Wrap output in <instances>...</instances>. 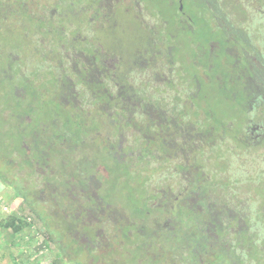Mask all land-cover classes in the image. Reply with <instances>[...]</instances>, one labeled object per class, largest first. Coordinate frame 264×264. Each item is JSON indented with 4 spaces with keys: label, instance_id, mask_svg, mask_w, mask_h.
<instances>
[{
    "label": "flooded vegetation",
    "instance_id": "af4514ba",
    "mask_svg": "<svg viewBox=\"0 0 264 264\" xmlns=\"http://www.w3.org/2000/svg\"><path fill=\"white\" fill-rule=\"evenodd\" d=\"M236 1L235 4L242 7H240V12L232 10L230 3L226 0H198V2H203L205 8H208L212 22H215L222 35L220 38H216L214 35L208 36L204 44L196 45L195 53L191 59L188 57L189 60H186L185 54L178 55L175 50L172 51L169 47L164 46L163 49H158L153 45L151 56L146 57L145 62H142L143 65L146 64L142 71L139 69L141 62L139 58L132 60V67L139 74L131 73V77L136 79L132 83L130 93L119 91V89L110 93L105 86L102 88L103 96L98 93L93 94L99 96L93 97L99 103H104L96 108L94 106L96 114L106 116L108 125L114 127L111 133H105L106 143L109 146L103 147L105 156L113 162L112 170L115 167L121 168L119 165L125 162L126 169L142 175L141 186H145L144 192L146 205H149L148 209L151 206L156 208L154 211L160 210L159 212H171V214L178 211L179 215L188 221L183 227L184 229H181L186 233L182 234L180 240H184L186 243L190 242L196 247L188 252L180 253L181 257L169 260L171 264H189L191 260L199 262V264H207L209 261L222 264L229 260L236 264H252L255 262V256L251 254V241L248 240V237L252 238L255 235V229L263 230L264 228L263 199L259 198V192L253 187V183L259 182L260 189L264 190V61L260 57L264 55V43L260 41L259 32L253 24L254 19L256 25L262 24V4L259 3V0ZM140 2H138V10L135 15L145 26H149L152 17L146 14V10L140 5ZM241 9L246 14V16H242V21L240 18ZM20 10H25V6L22 5ZM103 13H106L104 7ZM179 13L185 18L188 17L181 6ZM70 15L75 18V21H69L68 33L74 29L73 39L78 40L77 45L83 43L84 48H91L86 42L87 32L80 30L81 25L76 20L75 14L70 13ZM81 22L84 23V21ZM43 23L45 24V22L40 24L43 25ZM39 27L37 26L34 32ZM45 29L46 34L52 33L46 25ZM79 52L83 53L84 51ZM33 53L36 55L39 52L34 50ZM76 53L78 52L76 51ZM220 54V57H229V67L233 68L232 81H229L227 72L221 64L218 66L214 60ZM90 57L92 60H88L89 58L78 60L76 70L80 72L78 62L86 63V66L90 68L92 67L91 63L95 62L96 68H102L99 73L105 76V80L108 79L110 70L115 67L114 63L108 59V52H101V56L94 53ZM40 58H43L44 63L47 56L43 55ZM238 61L239 69H243L244 86L249 90L247 91L249 98L244 102L243 108L245 109L241 115L242 129L235 131L233 122L237 118L225 117V121H222L223 117L214 111L207 93L202 91L204 82H201L197 76L201 74L205 80L207 78L216 80L212 82L218 83L216 85L220 89L225 84L233 83L235 79H238L239 69L234 66ZM126 65L127 62L124 66ZM44 67L43 72L38 71L36 74H44V78L48 80L47 74L50 73L47 72V63ZM190 69L194 70L190 73ZM213 69L214 71H212ZM91 71L95 70L91 68ZM111 74L114 75V73ZM58 76L60 79L57 77L56 80H59L60 83L57 84H61L62 77ZM99 76L94 77L96 79H91V81L94 79L92 82L90 81L91 86L98 83ZM124 77L125 79L129 78L128 76ZM41 78L43 80V76ZM48 83L51 85L50 80ZM142 84H146L148 91L142 92L144 90ZM31 85L33 82L30 83ZM26 93L24 92V94ZM119 93H123L121 97H119ZM54 94L58 95V93ZM66 94L72 95L74 100H77L76 106L70 108L75 113L85 110L81 104L87 98L89 99L88 104L91 106L96 103L92 99L90 100V97H78L76 90L74 93L67 92ZM237 94L234 88L225 93V99L229 102L231 110L240 108ZM153 95L157 98L155 106L144 105L143 101L141 106L140 100L144 99V96ZM116 96L123 100L118 108L111 102L116 100ZM257 97L258 101H256ZM37 100L34 103H37ZM113 106L115 107L114 111H112ZM239 112L240 110L236 111L234 115ZM112 113L117 117V120L113 122L111 119L110 123L109 116ZM148 116L153 131L152 141H149V136L142 131L143 127L149 123ZM124 117L128 119V123H123ZM78 119L77 117L73 119L77 125ZM89 120L90 118L88 120L86 118L85 123ZM119 121L121 124L118 123ZM26 128L27 126H25ZM76 128L74 126V129ZM231 128L232 131L237 132V135L229 132ZM83 130L86 129H80V131ZM26 132L30 133L31 130ZM22 137L24 138V151L23 153L20 151L16 156L22 158L21 164H28L31 167V163L40 162L39 157L43 158V211H46V215L64 211L66 198L64 192H60V187L67 179L64 176L66 174L64 163L66 162L65 159L60 158L67 154L66 151L72 152L73 146H67L65 150L63 146L58 145L59 141H56V147L51 146L52 152L56 154V157L52 159L53 163L60 165V169L56 174L53 171L49 174L48 165H45L44 148L38 150L36 143L34 146L36 148L31 150L29 147L32 146L33 141H30L26 146L25 139L28 137L24 135ZM41 141L40 144L43 147L47 143L50 144V142L45 143L47 140H42V138ZM75 143L76 140L73 144L75 145ZM96 151L98 152V149ZM52 160L49 161V165L52 164ZM78 161L77 159L72 166V188L77 193L72 194V199L74 200L76 194V202L73 204L76 205L75 217L84 227L80 235L83 241L92 239L96 242L100 241L103 249L107 248L106 251H109L111 261L113 260L115 263L121 250L128 252L131 249L136 252L135 243L130 241L133 237L131 234L145 232V223L152 235L164 234L167 242L172 241L171 238H175L170 232L175 228L172 221H170L169 229L166 224L161 228L156 217L145 220L149 217L148 212L144 219H141V224H138L131 211L112 202L106 192H102L101 185L107 182L104 173L101 172L103 177H97L100 180H97L101 186L99 189L98 183L95 181L93 183H96L95 186L92 189L88 188L91 186L89 184L91 175L83 173L88 171L93 164L91 162L89 165L86 159H83L82 162ZM115 176L120 177L117 171ZM116 183H118L116 179L112 180L111 190H115ZM46 187H49L48 195L45 193ZM64 190L67 189L64 187ZM48 205H50L49 209L45 207ZM110 205H114L113 212L109 209L110 212L117 214L113 217L109 215L110 218L104 221L109 226L108 230L102 228L105 232L101 234L100 228L97 229L95 225L100 222V214L105 215ZM92 214L95 225L85 226L87 223L85 219ZM190 216L191 218H188ZM90 230L88 235H84ZM109 230L114 232L113 236H107ZM259 231L264 236V231ZM111 239L113 240L111 241ZM114 241L117 242L116 247H112L111 242L114 243ZM203 244H206L204 248H202ZM220 245L227 247L224 254L219 249ZM113 249L119 251L115 253ZM140 253L139 258H141ZM141 264L157 263L141 261Z\"/></svg>",
    "mask_w": 264,
    "mask_h": 264
},
{
    "label": "rangeland",
    "instance_id": "374dc122",
    "mask_svg": "<svg viewBox=\"0 0 264 264\" xmlns=\"http://www.w3.org/2000/svg\"><path fill=\"white\" fill-rule=\"evenodd\" d=\"M110 1L111 0H6V6L15 8L20 4L19 2H22L26 9L29 8V11L32 10L31 12L36 13L37 17H43V22H45V24L43 23V39L38 36V31L33 32L35 34V43L32 42L29 32H22L21 28L18 27L19 25L11 21V18L5 17L3 10H0V138L2 139V142L0 139V174L8 180L7 183L2 178L0 179V264L123 263L121 260H116L115 263L113 260L107 261V257L110 258V255L109 251H106L108 253L106 256L101 254L103 250H107V248L103 249V245L92 251V256H89L84 250L78 249L80 241H82L81 238L75 243H70L68 238L63 236L64 232L62 226L64 223L60 226L59 222L53 224L49 221L45 213L46 211H43V158H41L42 160H40V162L35 164H33L34 162L31 163V167H29L28 164H21L22 158L16 157L21 150L19 147L13 148L15 147L14 141L17 139L15 138L16 128L22 129V134L28 137L25 139L27 142L26 146L31 141L33 133L37 134L42 140H47L45 143L53 140L59 141L58 145L63 146L65 150L67 146L72 145V152L66 151L67 154H64L63 157L60 158L65 159V173L66 170L70 171L67 168H72L73 163L76 162L77 159L80 162L86 159L89 165H91L92 162L93 165H91L90 169L83 173L84 175H91V179L89 180L91 186L88 188L92 189L96 184H93L94 181H100L98 178L103 177L104 175L102 173H104L107 182L101 185L102 187L99 186L97 182L98 189L101 187L102 192H106L112 202L123 206L127 211H131L133 217L137 219L138 224H141V219H144L148 212L147 215L149 217L145 218V220L156 217L161 228L166 224L167 229H169L171 227L170 221L175 224L174 230L170 232L175 236V241H181L179 248L177 246L171 247L172 243L175 241L167 242L165 238L166 235L164 234V236L162 234H156V236H154V234L152 235L147 232L135 233V236H133L130 241L141 249L142 252L140 256L144 262L151 263L152 261L157 264L165 262L164 264H167L172 258L181 257V255H179L180 253L184 251L188 252L196 247L190 242L186 243V241L180 240L182 234L186 233V231L181 229L185 227L188 221L181 217L178 211L171 214V212H154L146 209L147 201L145 199V188L141 186L143 179L141 174L126 169L125 162L119 165L121 168L115 167L112 170L113 162L105 156V151L103 150V147L109 146V144L106 143L105 133H111L114 129L113 126L108 125L109 122L107 117L98 116L99 114H96L93 109L94 104L92 106L88 104V98L81 104L86 111L80 110L75 113L73 110L72 112L70 106L75 107L77 100H74L72 95L66 94L70 91L66 92L64 89H59L60 87L57 83L60 82L59 80H55L53 75L47 74L48 80L51 82V85H49L48 80L44 78V74L41 75L40 73L36 74V72H32L33 70H37L40 66L39 59L37 58L38 56L43 57V55H46L47 58L45 61L47 65L54 64L55 61H60V57H53L54 54H51L53 53L52 47L55 44L53 41L54 34H46L45 29L46 25L51 31L55 33L59 32L57 25L53 23L54 20H52L56 15L61 16V18L56 19L57 22L66 23L67 21L74 22L75 18L72 17L70 13L75 14L76 20L81 25L80 30L86 31L88 34V44L93 53L101 56L102 51H107L109 54L108 59L113 62L114 65H118L119 76L123 72L125 62L131 61L134 56L135 58H137L138 55L150 57L153 45L158 49H163L164 46H166V48L169 47L172 51L175 50L178 55L185 54L186 60H189L195 53L196 45L204 44L208 36L214 35V37L220 38L222 35L221 30L217 28L215 22H212L208 14L210 13L208 8H205L203 2H198V0H113L111 4ZM126 1L128 2L126 3ZM139 1H141L140 5L146 10V14L152 17L149 26H145L135 15L138 10ZM226 1L230 3L232 10L240 12L241 6L239 7L238 4H235L237 3L236 0ZM41 4L43 6H41ZM32 6L34 7L33 9H31ZM103 6L105 7L106 13H103ZM133 6L136 7V9H134ZM180 6L184 12H186V17L188 15L189 18H185L184 15L179 13ZM19 7H21V5ZM129 7L130 9H128ZM244 13V10L241 9V21L242 16H246ZM36 19L37 18H31L29 25H34ZM81 21H84V23ZM25 22L26 19L22 21V24H25ZM66 25L69 26V22H67ZM60 31H63L61 27ZM72 32L74 33V29ZM71 45L76 46L73 43H71ZM83 45V43H80L76 46V50L80 56L82 54L85 55V53L79 52L80 50H86ZM34 50H37L39 53L35 55L33 53ZM30 53L34 54L37 59L31 62L29 58ZM220 56L221 54L214 60L218 66L221 64L223 69L227 72L229 81H232L233 68L229 67V57L225 58ZM260 57L264 61V55ZM24 62L27 64V68L20 67V65H24ZM238 63L239 61L237 65H234L237 69H239ZM91 64V68L97 70L96 63L94 62ZM85 68L86 65L78 62V69L80 71ZM193 70L194 69H190L189 72L191 73ZM196 70L199 71L198 68H196ZM212 71H214V69ZM242 72L243 69H239L238 79L234 78L235 80L233 83H227L220 89L217 87L218 83H213L216 80L213 81L208 78L205 80L204 76L201 74L197 76L201 82H204L202 91L203 93H207L206 95L211 100L210 103L214 111L220 114V117H223L222 121H225V117L232 116L233 119L237 118L233 122L235 131L241 130L243 126L241 115L244 113L243 109H245L243 107L246 99L244 90L246 89ZM42 76L43 80L41 78ZM119 76L116 77L110 74L108 79L105 80V76L100 74L98 83L92 85V87L100 96H103L102 88H105V86L107 91L113 93V91L115 92L119 89L125 80V77ZM58 78L60 79L59 76ZM31 82L37 85V89L34 90V93L30 91ZM231 88H234L238 93L240 108L237 110H231L229 102L225 99V93ZM27 90H29V92H27ZM24 92L28 94H24ZM32 93H36L37 95H33ZM50 93H58V95L54 97L53 94ZM14 95H19L20 98L24 100V102L22 100L21 105H25V102H34L36 99H40L38 105L39 109H41L42 105L45 103L44 109H48L52 103H58L61 105V109H65H59L62 111L61 116L65 117L67 116L66 114L70 113L73 119L74 117L79 118L78 120L82 122L81 127L86 129L84 131L85 133L79 131V135H75L73 126L66 127L64 124H60V126L57 127L59 129H57L52 121H49L53 120L49 112L44 113L39 109L36 111L34 109L29 110L28 107H18L17 104L14 103L16 99L9 101V96L14 97ZM207 101L209 102L208 99ZM99 104L104 105V103L101 102ZM3 106H10V111L7 107L3 109ZM118 107L119 106H117V108ZM114 108L115 107H113L112 111L115 110ZM239 110L240 112L234 115V113ZM14 117L19 118L21 122L19 123L16 121ZM86 118L87 120L90 118V120L85 123ZM42 119L44 123H40L39 120ZM111 119L113 122H116L117 117L112 113L110 115V123ZM118 123L121 124L120 121ZM73 125L77 127V123ZM9 126H13L14 128H10ZM25 126H27L26 129ZM27 130H31V132H26ZM2 131L5 132V136L1 137ZM229 132L237 135V132L232 131V128ZM59 134L61 135L58 136ZM73 134L75 136H73ZM74 140H76L75 145L73 144ZM17 144L22 146L24 142H19ZM53 147H56V144L53 145ZM43 148L45 150V165H48V173L50 174L51 171H53L55 172L54 174H56L60 169V165L58 166L57 163L54 164L52 160L56 157V154L52 152L51 144L49 143L41 147V149ZM30 149L33 150V148ZM96 149H98V152ZM51 160L52 164L49 165V161ZM116 171L120 175L119 178L115 176ZM115 179L118 183H116L115 190H111L110 184L112 180ZM12 186H16L20 189L22 193L20 195L24 196V199L21 196H16L18 192H16ZM143 187L145 186L143 185ZM253 187L257 189V192H259L258 196L260 199H263L264 203V190L260 189L261 184L255 182L253 183ZM84 189L87 188L84 187ZM48 191L49 187H46L45 193L47 195ZM64 191L63 185L60 187V192L63 193ZM30 201L34 204L35 210L39 212L41 216L44 215L46 224L34 213L35 211L29 207L28 202ZM4 207H6V209H4ZM45 207L49 209L50 205ZM75 208L76 205L72 204L71 212H69L70 215H75ZM113 208L114 205H110L105 215L100 214V222L96 223V225L92 214L89 218L85 219L87 222L85 226L94 224L97 229L98 227L100 228V233L103 234L105 231L102 228L108 230L109 226V224L104 223V221L109 219L110 216L113 217L117 214L110 212ZM183 214L185 216V213ZM11 216H14L23 225L17 232H14L11 228H3L2 226L3 221ZM170 216L172 218H169ZM188 218H191V216ZM52 225L60 226V232L51 234L50 230L51 227H53ZM81 226L82 223H80V220H77V222H75V230L81 232ZM144 226L147 227L146 223ZM144 229L146 230V228ZM258 229L264 231V228L263 230L260 228ZM259 230L255 229L256 233ZM90 232L91 230L87 233L85 232L84 235H88ZM113 233L112 230H109L107 236H113ZM260 233L262 232L259 231V235ZM55 235H57L58 238L56 242L52 239ZM74 235L75 233H73V236ZM112 240L113 239H111V241ZM259 242H261V240H259ZM116 243L115 241L114 243L111 242L112 247H116ZM183 245L184 249L180 250V246ZM61 246H65L66 250L62 251L60 249ZM262 246H264V241L262 245L261 243L258 245L255 242V244L251 246V254L255 256V262L252 264H264V247ZM114 250L115 249H113V252ZM260 252L262 254H259ZM153 259H155V261H153ZM169 264L171 263L169 262ZM189 264H199V262L191 260ZM207 264L214 263L209 261Z\"/></svg>",
    "mask_w": 264,
    "mask_h": 264
},
{
    "label": "trees",
    "instance_id": "16d2710c",
    "mask_svg": "<svg viewBox=\"0 0 264 264\" xmlns=\"http://www.w3.org/2000/svg\"><path fill=\"white\" fill-rule=\"evenodd\" d=\"M20 4L13 8V7H9V6H6V0H0V10L5 13V17L7 16V18H11L10 20L11 21H14L15 24L19 25L18 27L21 28L22 32H29L30 33V37H31V40L33 43L34 42V37H35V34L33 33L34 30L37 28V26H40L37 31H38V36L40 38L43 39V25H41L40 23L43 22V17H37V14L36 13H33L31 11H29L30 9H26L25 7V10H20V5L22 6V2H19ZM103 3V2H102ZM259 3L262 4V17H261V22L262 24L260 25H256V20L254 19L253 21V24H254V28L258 30L259 32V35H260V41L264 43V0H259ZM103 5V4H102ZM41 6H43L41 4ZM104 7V6H103ZM4 8V9H3ZM34 7L32 6L31 9H33ZM42 8V7H41ZM40 8V10H41ZM105 8V7H104ZM24 11V12H23ZM106 12V11H105ZM55 13V12H54ZM252 13V11H251ZM31 18H37L36 21L34 22V25H29V21ZM61 18V16L59 15H56V17L52 18L53 23H55L57 25V27H62L63 31H60L59 29V33H55L52 31V33L54 34L53 36V41L55 42V44L53 45L52 47V54H54L53 57H60V61H55V65L54 64H49L48 67H47V72L52 74L53 75V78L56 80L58 75H60L62 77V83L59 84V89H64L67 91H70L72 93L75 92V90L77 91V94H78V97H88L90 96V100L92 99L94 102V106L95 108L100 106L99 104V101H97L94 97L93 94H96V90L91 86V82L96 79L94 77H97L98 75H100V71L101 69L97 68V71H91V68L89 66H86V68L80 72H78L76 70V63L78 60L80 59H84V60H92V57H90V55H93V51L91 48H88L86 47L84 50L83 53H85V56L82 54L81 56L79 55V53H76V46H77V41L78 40H75L73 39V35L74 33L71 31L70 33H68V26L66 25V23H63V22H57L56 19H59ZM24 19H26V22L25 24H22V21H24ZM49 29V28H48ZM36 31V32H37ZM259 37V36H258ZM58 41H61V42H58ZM86 42H88V39L86 40ZM71 43L75 44L76 46H72ZM89 46V44H87ZM35 46V45H34ZM33 46V47H34ZM81 51V50H80ZM103 52V51H102ZM51 55V54H50ZM96 55V54H95ZM52 57V58H53ZM29 58H30V61H34V59H39V64L40 66L38 67L37 70H33L32 72H38V71H41L43 72L44 70V65L46 66V61L43 63V58H40L39 56L36 58L34 54L30 53L29 54ZM138 58L139 60L141 61L139 63V69L142 71L145 67V65L142 64V62H145L144 59H147L146 57L145 58H142L140 57V55H138ZM133 59H135V56L131 59V61L127 62V65L126 66H123V72L120 74V76L124 77V76H128L129 78H126L124 80V82L122 83V86L119 88V91H122V92H126V93H130L132 91V83L134 81V79L136 78H132L131 77V73H135L137 74L138 72L135 71V68H133ZM84 65H86V63H83ZM26 63L24 62V65H20V67H26ZM19 66V65H18ZM20 67H17V68H20ZM27 68V67H26ZM118 65H115L114 68H112V70H110V74L111 73H114V75L117 77L119 76V71H118ZM5 70V69H3ZM6 71V70H5ZM3 72V71H2ZM102 74V73H101ZM108 74V76L110 75ZM139 74V73H138ZM119 76V77H120ZM94 78L92 81L91 79ZM88 79V80H86ZM91 81V82H90ZM143 87H144V90L142 92H146L148 91L146 89V84H142ZM13 87V85H12ZM31 89L30 91L31 92H34V90L37 89V85L36 84H33L30 86ZM29 87V88H30ZM75 87V88H74ZM70 89V90H69ZM9 90H13V89H9ZM29 91V90H27ZM245 92V96H246V99L247 100L249 98V93H247V91H249L248 89L244 90ZM250 91H252V89H250ZM123 94V93H121ZM121 94L119 93V97H121ZM54 97H56V94H53ZM99 97L98 95H95V97ZM96 97V98H97ZM116 96V100H112V104L114 103V106L117 107V106H120V104H122V101L123 100H120V98ZM13 99H16V102L14 101L15 104H17V106H21V107H28L29 110H38V105H39V102L38 103H34V102H29L28 104H25V105H21L20 102H22L23 99L20 98V96L18 95H14V97L12 96H9V101H13ZM101 99V98H100ZM163 99V98H162ZM258 97L256 99V101H258ZM142 101L144 103V105H153L155 106V103H157V98L153 95V96H144V99L140 100V104L142 106ZM24 102V100H23ZM162 102H164V100H162ZM245 102V101H244ZM33 103V104H32ZM102 103V102H101ZM46 104V103H45ZM44 105H42L41 109H39L41 112H49L51 114V117L53 118V120H49V121H52V123L56 126V128L58 126H60V124H64L66 127H69V126H73L74 128V125L75 124V121L73 120V116L71 117L70 116V113L69 114H66L67 116L65 117H62V111L61 110H65L64 108L61 109V105H59L58 103H52V105L48 108V109H44ZM113 106V107H114ZM131 106V105H130ZM7 107V106H3V109ZM10 107V106H9ZM7 107V108H9ZM78 107V106H77ZM135 107V106H134ZM70 108H74L73 106H70ZM10 109V108H9ZM61 109V110H59ZM43 110V111H42ZM2 111V110H1ZM10 111V110H9ZM96 113V112H95ZM138 114V113H136ZM140 115H143V114H140ZM1 116V114H0ZM110 118V116H109ZM125 118V117H124ZM14 119L16 121H18L19 123L21 122L19 118H15ZM13 119V120H14ZM40 123H43V119L42 120H39ZM148 121L149 123H147L142 131L145 132L146 135L149 136V141H152L153 138L151 136H153V131H152V128H151V122H150V117L148 116ZM59 122V124H58ZM81 121L78 120V125H77V128L74 129V134L75 135H79L78 132L80 131V129L82 128L81 126ZM123 123H128V119H124L123 120ZM58 124V125H57ZM64 126V127H65ZM10 128H14L13 126H9ZM59 129V128H57ZM58 131V130H56ZM16 134H15V138L16 141H14V146L15 147H19V149L21 150V152L24 151V146L22 145H18L17 143L19 142H23L24 138L22 137L23 134V130L22 129H18L16 128ZM83 133L84 130H83ZM73 134V136H75ZM61 134H59L58 136H60ZM2 136H5V132L2 131ZM1 139V138H0ZM33 141V142H32ZM1 142H2V139H1ZM31 142H32V146L30 148H36L34 147L35 144L37 143L38 145V150L43 146L42 144H40L42 141H41V138L39 136H37L35 133H33V135L31 136ZM51 146L55 145L56 143V140H53V141H49ZM42 160L40 157H39V161ZM68 170L70 171H67L66 170V174L64 175L65 177H67L66 180H64V187L67 189L64 191V197L66 198V202H65V207H64V211H57L56 214L55 213H50V215H47L48 219L50 222H52L53 224H57L58 222L60 223V226L63 224L62 228H63V232H64V237L68 238V241L71 243H75L78 239H80V235H81V232H77V230H75V222H77V218L72 215L69 214V212H71V208H72V204L73 202H76V192H75V189L72 188V182L73 180L71 179V175H72V168H67ZM64 177V178H65ZM3 179L5 182L8 183V180L6 177H4L2 174H0V179ZM12 185V183H11ZM13 189L18 192L16 196H21L23 199H24V196L20 195L22 194L20 192V189H18L16 186H12ZM142 188H145V187H142ZM73 191V192H71ZM75 194V198L74 200L72 201V194ZM32 202H35L33 200H31ZM28 202V205L29 207L35 211L34 213H36L39 218H41L43 220V222L46 224V221H45V217L44 215L41 216V214L39 212H37L34 208V204H32V202ZM79 203V202H77ZM148 206L149 205H146V209H148ZM154 207H151L149 208V210H152L154 211ZM157 211H160V210H157ZM155 212V211H154ZM62 221V222H61ZM2 226L3 228H11L14 232H17L19 231L21 228H22V223L17 220L14 216H11L10 218L8 219H5L2 223ZM53 227H51V234H57L60 232V226H57V225H52ZM146 230L144 229L145 233H150V231L148 230L147 227H145ZM82 230H84V227L82 226ZM77 232V233H76ZM88 232V231H87ZM73 233H75V235L73 236ZM132 236H135V233L131 234ZM260 235L262 236V233H260ZM259 235V231H257V233H255V235L248 237V240L251 241V246L253 244H255V242L259 245V243H261L262 245V242L264 241V236H260ZM52 239L56 242V240H58L57 238V235L53 236ZM172 241L170 242H173L175 241L176 239L175 238H171ZM259 240H261V242H259ZM58 242V241H57ZM100 242V241H99ZM98 241H94L93 239L90 241H80V245L78 246L79 248L78 249H82L84 250L89 256L91 255L92 256V251L96 250L98 247H101L102 245L99 243ZM181 241H175L172 243L171 247H178L179 248V244H180ZM249 243V242H248ZM83 244V245H82ZM231 244V243H230ZM206 246V244H203V247L204 248ZM135 247H136V252L135 250H131L129 249L128 252L127 251H124V250H121V252L117 255V260L118 261H122L123 263L121 264H141V261H144L143 259L139 258V253H140V248L137 247V245L135 244ZM264 247V246H262ZM227 247H224L223 245H220L219 246V249H221V253L224 254L227 250H226ZM60 249L62 251H65V246H61ZM184 249V245L183 246H180V250H183ZM205 250V249H204ZM233 250V249H231ZM100 251V250H99ZM119 250H114L115 253H117ZM102 255L106 256L108 255V253L106 252V250H103L101 252ZM236 258H238V260H240V258L238 256H236ZM140 260V261H139ZM107 261H111V259L109 257H107ZM264 261V260H263ZM257 262V261H256ZM80 263V262H78ZM119 263V262H118ZM82 264V263H81ZM215 264V263H214ZM222 264H236L234 263L232 260H229V261H225V263L222 262Z\"/></svg>",
    "mask_w": 264,
    "mask_h": 264
},
{
    "label": "built area",
    "instance_id": "2783aa9c",
    "mask_svg": "<svg viewBox=\"0 0 264 264\" xmlns=\"http://www.w3.org/2000/svg\"><path fill=\"white\" fill-rule=\"evenodd\" d=\"M4 209H6V207H4Z\"/></svg>",
    "mask_w": 264,
    "mask_h": 264
}]
</instances>
